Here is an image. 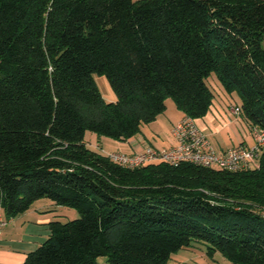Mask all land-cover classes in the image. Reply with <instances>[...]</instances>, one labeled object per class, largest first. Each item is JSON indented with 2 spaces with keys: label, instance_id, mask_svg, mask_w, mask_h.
Returning a JSON list of instances; mask_svg holds the SVG:
<instances>
[{
  "label": "trees",
  "instance_id": "trees-1",
  "mask_svg": "<svg viewBox=\"0 0 264 264\" xmlns=\"http://www.w3.org/2000/svg\"><path fill=\"white\" fill-rule=\"evenodd\" d=\"M212 73L238 95L235 115L264 129V0H0L3 215L40 199L79 214L50 223L23 264H167L195 243L230 264H264V149L257 169L237 172L126 169L84 142L134 137L168 99L203 118Z\"/></svg>",
  "mask_w": 264,
  "mask_h": 264
},
{
  "label": "crops",
  "instance_id": "crops-1",
  "mask_svg": "<svg viewBox=\"0 0 264 264\" xmlns=\"http://www.w3.org/2000/svg\"><path fill=\"white\" fill-rule=\"evenodd\" d=\"M171 105L169 101H166V109L163 114L159 115L152 123L143 125L139 134L126 141L118 142L116 147L110 151L103 149L99 138L94 139L98 141L97 144L100 146L97 147L101 151L95 149L94 143L90 148L85 137L84 142L89 149L102 154L105 152L139 153L146 146L167 149L174 144L171 135L172 127L179 120L185 118L183 113L176 108L173 110ZM167 108L171 111L167 112ZM195 123L216 151H226L239 144L247 146L253 144V139L248 133L246 119L241 114L234 115L231 112V104L227 101L225 94L219 100L213 98L207 114L203 118L195 119ZM248 138L252 142L250 145L247 141ZM63 212V206L55 205L47 199H40L35 201L24 213L6 219L7 222L0 235V264H23L26 256L49 237L50 223L55 221L66 222ZM195 244L181 249L180 251L184 252L182 255H178L180 251L173 254L169 261H172V264H199L198 261L206 257L210 264H218L214 261V257L219 253H215L213 257H208L204 245ZM222 259L224 258L222 257ZM222 261L219 264H230L227 260L226 262Z\"/></svg>",
  "mask_w": 264,
  "mask_h": 264
},
{
  "label": "built area",
  "instance_id": "built-area-1",
  "mask_svg": "<svg viewBox=\"0 0 264 264\" xmlns=\"http://www.w3.org/2000/svg\"><path fill=\"white\" fill-rule=\"evenodd\" d=\"M235 115L238 109L231 108ZM248 133L253 139V144L247 146L239 144L226 151H216L202 130L196 125L195 120L183 118L171 130L174 144L162 150L146 146L142 152L125 154L120 152L103 153L110 162L126 169H137L153 162H165L170 165L190 163L204 168H216L229 172L257 169L259 159L264 149V129L249 126ZM264 218V208L261 209ZM7 220L3 215L0 205V235Z\"/></svg>",
  "mask_w": 264,
  "mask_h": 264
},
{
  "label": "rangeland",
  "instance_id": "rangeland-1",
  "mask_svg": "<svg viewBox=\"0 0 264 264\" xmlns=\"http://www.w3.org/2000/svg\"><path fill=\"white\" fill-rule=\"evenodd\" d=\"M93 80L102 96V98L107 101V102H114L116 100V96L113 92V90L111 89L107 79L105 78L104 75H100V74H92ZM207 86L209 87V89L211 90L212 94H213V98L216 100L221 99L224 94L227 98V101L231 104V106H237L240 107V99L238 97V95L236 93H231L228 94L224 91V89L222 88L221 84L219 83V81L217 80L216 76L212 73L209 75V77L205 80ZM167 101H169V103H171L173 110L175 109V105L172 101V99H168ZM171 109L167 108V112H170ZM94 138H99V140H101L103 149L110 151L113 148L116 147V144L119 141L110 139V138H106V137H98L93 133L87 132L85 135V141L88 142L89 147L92 148V144L94 143L95 149L97 148V150L101 151L97 146H100L98 143V141ZM248 143L249 145L252 144L251 140L248 138ZM162 150V149H161ZM104 151V150H103ZM105 153H109V152H105ZM262 209V208H261ZM63 215L65 216V220L64 221H70L73 219H78L79 218V214L77 213V211L75 209L72 208H68V207H64V212ZM196 245V244H194ZM184 252L180 251L178 253V255H182ZM223 260V261H222ZM99 263H105L106 259L105 258H98L97 260ZM214 261L221 263L222 262H226V259H222L221 255H217L216 257H214ZM199 264H210L209 259L206 257H203L202 259H200L198 261ZM168 264H172V261H169ZM217 264V263H215Z\"/></svg>",
  "mask_w": 264,
  "mask_h": 264
}]
</instances>
